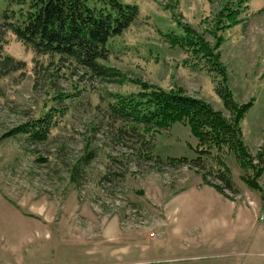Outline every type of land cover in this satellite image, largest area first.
Masks as SVG:
<instances>
[{
    "label": "rangeland",
    "instance_id": "rangeland-1",
    "mask_svg": "<svg viewBox=\"0 0 264 264\" xmlns=\"http://www.w3.org/2000/svg\"><path fill=\"white\" fill-rule=\"evenodd\" d=\"M122 1L140 15L110 39L109 56L99 62L109 74L101 75L22 42L13 31L15 12L31 0H0V264H264V247L248 251V258L230 248L217 252L206 221L201 232L185 229L175 210L183 209L182 200L217 195L191 187L201 181L223 186L214 158L199 167L179 162L198 157L189 126L134 131L111 109L114 96L137 93L136 82H145L183 88L232 119L218 79L191 67L190 56L165 37L181 34L176 13L212 45L216 32L223 38L219 52L234 98L240 105L253 102L241 128L256 158L264 145V0L245 2L239 23L222 33L216 16L231 0ZM40 119L48 122L45 140L20 133ZM226 164L234 190L223 195L259 201L233 152ZM259 183L264 188V174ZM184 189L165 216V204ZM261 233L264 242V226Z\"/></svg>",
    "mask_w": 264,
    "mask_h": 264
},
{
    "label": "trees",
    "instance_id": "trees-1",
    "mask_svg": "<svg viewBox=\"0 0 264 264\" xmlns=\"http://www.w3.org/2000/svg\"><path fill=\"white\" fill-rule=\"evenodd\" d=\"M249 0H231L216 16L215 29L222 33L239 23L241 7ZM246 7V6H245ZM13 31L17 37L34 50L54 53L70 58L99 74L108 75L109 69L99 64L109 56L110 39L122 35L138 19L136 5L122 0H31L19 12ZM175 19L181 34L170 32L167 37L171 47H179L190 56L193 68H198L218 79L217 93L224 107L233 117L227 119L212 105L202 99L187 95L183 88L167 91L157 85L139 83L140 90L129 95H116L111 105L113 113L131 129L143 128L146 132H159L172 124L188 125L198 141V157L179 162L194 167L203 166L205 158H214L221 169L215 175L223 186L218 192L233 191L234 184L226 164V155L233 152L244 170V182L260 194L264 211V188L259 180L264 174V145L256 158L251 154L242 133L241 123L253 106V102L240 105L229 86L228 71L221 60L219 49L223 38L214 34L216 45L178 14ZM48 122L37 120L26 125L20 133L31 140L46 139ZM258 164H255V161Z\"/></svg>",
    "mask_w": 264,
    "mask_h": 264
},
{
    "label": "crops",
    "instance_id": "crops-1",
    "mask_svg": "<svg viewBox=\"0 0 264 264\" xmlns=\"http://www.w3.org/2000/svg\"><path fill=\"white\" fill-rule=\"evenodd\" d=\"M202 186L217 195L214 199L206 202L182 200L184 201V204H182L183 209L175 208V210L181 214L185 229L194 227L198 233L202 231L203 224L201 222H208V225H204L203 229L207 231V236L212 239V247L217 252L230 248L233 255L238 258H248V251H255V248L264 247V242L260 240L262 236L261 228L264 226V223L260 221L263 211L261 199L259 201L249 200L251 205L241 196L230 199L202 181L191 188ZM188 189L180 191L179 194H176L165 204L163 211L165 216L169 213L168 207L172 204V201L178 199L180 195L186 194ZM229 196L232 195L229 194ZM239 201H241V204H237ZM166 226L167 223L163 222L162 228H166ZM219 230L221 231L218 232ZM179 231L181 232V230ZM239 260L232 264H242ZM247 263L246 261L243 262V264Z\"/></svg>",
    "mask_w": 264,
    "mask_h": 264
},
{
    "label": "built area",
    "instance_id": "built-area-1",
    "mask_svg": "<svg viewBox=\"0 0 264 264\" xmlns=\"http://www.w3.org/2000/svg\"><path fill=\"white\" fill-rule=\"evenodd\" d=\"M261 220L264 221V215L261 217ZM151 236L155 237V234H152Z\"/></svg>",
    "mask_w": 264,
    "mask_h": 264
}]
</instances>
